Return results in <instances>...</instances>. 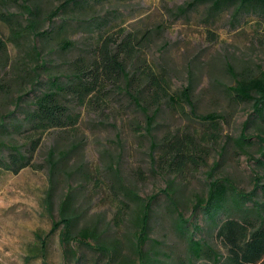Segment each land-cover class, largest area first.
<instances>
[{
	"label": "rangeland",
	"instance_id": "1",
	"mask_svg": "<svg viewBox=\"0 0 264 264\" xmlns=\"http://www.w3.org/2000/svg\"><path fill=\"white\" fill-rule=\"evenodd\" d=\"M64 1L0 0V36L7 43L0 114L14 110L17 97L30 91L26 76L34 51L45 63L38 71L43 91L51 78L73 82L75 68L88 67L107 39L114 50L128 40L130 55L122 50V59L143 91L132 87L133 99L120 79L83 101L68 97L79 123L46 133L33 167L18 174L0 169V264H73L76 257L80 264H106L113 247L118 259L134 260L136 220L152 198L145 249L179 263L186 253L178 216L198 218L194 205L205 198L210 180H230L248 193L255 176L264 179V121L253 102L237 103L227 90L236 75L264 74V8L236 13V6H228L209 16L210 5L195 0H80L47 23ZM25 8L39 13V36L28 30ZM148 74L168 81L175 102L155 107ZM186 88L192 110L178 100ZM144 110L154 116L149 128ZM207 115L218 119L196 118ZM30 133L15 139L24 145ZM187 139L198 141L196 163L179 171L168 170L169 161L159 163L165 141ZM68 197L72 235L94 231L97 238L88 245L74 242L69 262L60 241L65 226L59 225Z\"/></svg>",
	"mask_w": 264,
	"mask_h": 264
},
{
	"label": "trees",
	"instance_id": "2",
	"mask_svg": "<svg viewBox=\"0 0 264 264\" xmlns=\"http://www.w3.org/2000/svg\"><path fill=\"white\" fill-rule=\"evenodd\" d=\"M80 0H66L50 12L45 19L52 23L59 14L71 5H76ZM196 3L209 4V16H217L228 6H236V13L244 8L263 7L264 0H195ZM28 30L32 35L39 36L36 32L39 25V13L25 8ZM29 17V18H28ZM110 39L102 42L97 50V56L88 67H76L68 85H62L57 78L48 80V87L39 89L41 76L38 71L45 69V63L40 53L32 55L33 66H28L26 78L31 89L20 94L15 103L14 110L0 114V169L18 174L20 171L33 167V158L41 145L43 136L55 129L73 128L79 123V116L70 112L67 102L68 97L83 101L98 92L102 93L106 83L117 84L123 80L126 93L133 99L129 90L135 87L136 93L143 91L142 80L138 74H129L126 64L122 59V50L130 55V44L125 39L121 44L112 49ZM7 49V43L0 36V61ZM148 85L153 89L152 102L159 107L164 102H175L170 96V86L167 80L148 74ZM235 86L228 88L232 98L241 104L252 103L254 114L264 121V74L248 79L234 76ZM36 82V83H34ZM140 82V84H138ZM137 85L141 87L138 89ZM128 91V92H127ZM178 100L190 106V88L182 90ZM148 128L152 126L154 116L144 110ZM203 121L214 122L217 116H196ZM31 132L24 145H20L15 138ZM261 155L264 157V131H261ZM17 136V137H16ZM241 144L247 143V138L241 136ZM196 139L165 141L163 143V156L159 163L169 161L168 170L176 166L179 171L186 163H196L198 145ZM167 166V164H166ZM179 173V172H178ZM170 196V195H169ZM171 197V196H170ZM263 198V199H261ZM171 199V198H169ZM154 198L142 205V211L136 220L138 233L136 245L133 248L134 260L118 259L117 247L110 250L106 264H174L170 260H161L158 251L146 250L148 240V223L151 203ZM69 197L61 204L60 224H64V231L60 238L64 249L66 261H70L69 254L75 255L74 242L88 245L91 239L97 240L94 231H84L78 236H73L71 228L74 216L69 217ZM194 213L198 218L193 221H184L179 214L177 230L185 244L184 260L175 264H264V179L259 176L253 178L251 192L238 191L230 180H210L207 194L200 198L194 205ZM234 213L240 215L233 217ZM200 219V220H199ZM58 226V225H57ZM57 228V227H56ZM56 230V229H55ZM215 237L218 242L214 244L209 238ZM81 259L76 257L73 264H80Z\"/></svg>",
	"mask_w": 264,
	"mask_h": 264
}]
</instances>
